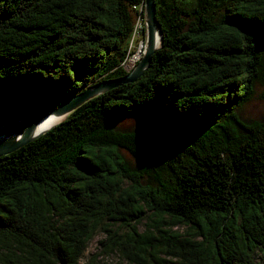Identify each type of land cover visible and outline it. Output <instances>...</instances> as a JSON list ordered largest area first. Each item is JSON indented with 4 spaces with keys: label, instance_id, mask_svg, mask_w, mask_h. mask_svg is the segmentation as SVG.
<instances>
[{
    "label": "trees",
    "instance_id": "1",
    "mask_svg": "<svg viewBox=\"0 0 264 264\" xmlns=\"http://www.w3.org/2000/svg\"><path fill=\"white\" fill-rule=\"evenodd\" d=\"M143 3L0 0V134L124 76ZM155 8L136 81L0 156V264H264V122L237 111L264 97V0Z\"/></svg>",
    "mask_w": 264,
    "mask_h": 264
},
{
    "label": "water",
    "instance_id": "2",
    "mask_svg": "<svg viewBox=\"0 0 264 264\" xmlns=\"http://www.w3.org/2000/svg\"><path fill=\"white\" fill-rule=\"evenodd\" d=\"M144 19L146 28L142 55L132 67H125L127 73L124 76L102 80L87 86L59 106L37 115L21 132L0 134V156L13 152L43 135L86 101L114 87L136 81L149 67L153 53L162 46L163 36L160 24L156 18L155 0H144ZM49 115H52L56 121L47 129L38 131L40 122Z\"/></svg>",
    "mask_w": 264,
    "mask_h": 264
},
{
    "label": "rangeland",
    "instance_id": "3",
    "mask_svg": "<svg viewBox=\"0 0 264 264\" xmlns=\"http://www.w3.org/2000/svg\"><path fill=\"white\" fill-rule=\"evenodd\" d=\"M138 40H139L138 38H135L132 42L130 52H131V56L134 53H135V55L133 57L130 56L131 59L129 61H128L129 58L126 60V62L128 61L127 65H129V66H132L135 63L136 59L142 55L144 47H141L140 49L138 48ZM262 89H263L262 86L257 84L255 87V94H254L253 98L249 102L245 103L243 106L238 108V110H237L238 114L240 115V117L242 119H244V120L256 119V120L264 122V97L261 96ZM4 121L5 120L2 117H0V124H2ZM118 128L121 130H131V129L146 130L147 126L138 118L130 116V117L122 119L118 123ZM122 152L125 155L126 159L132 165L136 164L135 159L133 158V156L131 154H129L126 151H122ZM178 229L180 231L184 230L182 227H180ZM103 237H104V235L102 233L98 232V234H96L93 237V239H91L89 241L88 248L85 252V259H86V257H89L92 253H94L98 250L97 241L99 239H102Z\"/></svg>",
    "mask_w": 264,
    "mask_h": 264
},
{
    "label": "built area",
    "instance_id": "4",
    "mask_svg": "<svg viewBox=\"0 0 264 264\" xmlns=\"http://www.w3.org/2000/svg\"><path fill=\"white\" fill-rule=\"evenodd\" d=\"M141 6H142V5H141ZM143 7H144V3H143ZM140 9H141V8H140ZM143 15H144V10H143ZM144 25H145V19H144ZM142 27H143L142 23H139V22H138V23L136 24V27H135V33H134V36H135V37H136V35H138V32H139V30H141ZM145 28H146V25H145ZM144 40H145V38H144V39L142 38V39H139V40H138V48H139V49L141 48L142 45H144ZM134 55H135V53H134L132 56H131V55H130V56L133 57ZM130 56L128 57L129 59L127 58L128 61L131 59ZM138 59H139V58H137L136 61H137ZM128 61H127V62L125 61L126 64H124V67H126V68H130V67H132V66L136 63V61H135V63H134L132 66H128V65H127Z\"/></svg>",
    "mask_w": 264,
    "mask_h": 264
},
{
    "label": "bare ground",
    "instance_id": "5",
    "mask_svg": "<svg viewBox=\"0 0 264 264\" xmlns=\"http://www.w3.org/2000/svg\"><path fill=\"white\" fill-rule=\"evenodd\" d=\"M142 45L141 47H143ZM59 120V119H58ZM56 120L52 115L46 116L39 124L38 131L47 129L51 124H53Z\"/></svg>",
    "mask_w": 264,
    "mask_h": 264
}]
</instances>
